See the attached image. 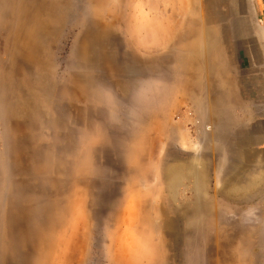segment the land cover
<instances>
[{"label": "rangeland", "instance_id": "rangeland-1", "mask_svg": "<svg viewBox=\"0 0 264 264\" xmlns=\"http://www.w3.org/2000/svg\"><path fill=\"white\" fill-rule=\"evenodd\" d=\"M143 1L0 0V264H264V5Z\"/></svg>", "mask_w": 264, "mask_h": 264}, {"label": "crops", "instance_id": "crops-1", "mask_svg": "<svg viewBox=\"0 0 264 264\" xmlns=\"http://www.w3.org/2000/svg\"><path fill=\"white\" fill-rule=\"evenodd\" d=\"M151 0H145L143 1L144 7H146L147 4H149ZM159 1L155 0L152 5L156 9V7L160 6L157 4ZM170 9L169 13L170 14H177V5L178 3L175 2V0L170 1ZM142 4V2H141ZM194 4H196V7H194ZM204 5V0H197V2H194L193 0H185L184 3V8H185V13L188 15V21H189V15L193 14L195 8L197 9L199 7V10L203 9ZM157 13V12H156ZM154 13V14H156ZM150 15V14H149ZM151 22H153V25L150 26L153 27L155 30H160L161 26H157L159 23L156 22V19H148ZM199 39L195 38H189V44H195L198 42ZM158 45H161L162 42H158ZM177 44V40L173 42H169V45H174ZM198 45V44H197ZM201 45L199 44V47ZM200 48H197L195 51L194 50H189V78H201L205 77V66L202 64L203 62V57H202V52H200ZM193 67V68H192ZM261 67V66H260ZM256 91H258V95L262 96L264 98V86L263 85H257ZM261 102H258V104H255L254 107L250 109V118L252 119V125L255 124V128L253 127L251 129V132L247 134L246 141L249 142V147L248 150L246 151V154H248V159L247 161L252 164V165H258L261 164L264 166V101L260 100Z\"/></svg>", "mask_w": 264, "mask_h": 264}, {"label": "flooded vegetation", "instance_id": "flooded-vegetation-1", "mask_svg": "<svg viewBox=\"0 0 264 264\" xmlns=\"http://www.w3.org/2000/svg\"><path fill=\"white\" fill-rule=\"evenodd\" d=\"M262 3H263V5H264V0H260Z\"/></svg>", "mask_w": 264, "mask_h": 264}]
</instances>
